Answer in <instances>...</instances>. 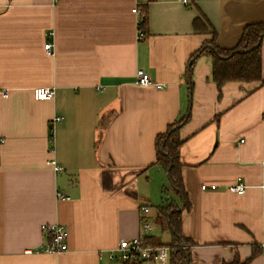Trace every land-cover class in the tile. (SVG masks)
I'll list each match as a JSON object with an SVG mask.
<instances>
[{
  "label": "crops",
  "instance_id": "obj_1",
  "mask_svg": "<svg viewBox=\"0 0 264 264\" xmlns=\"http://www.w3.org/2000/svg\"><path fill=\"white\" fill-rule=\"evenodd\" d=\"M256 21L264 0H0V264H119L110 254L142 233L146 206L156 225L147 237L160 242L159 207L183 203L168 191L156 137L186 114L188 264H264V81L220 88L212 57L192 59L212 39L236 46ZM262 67L264 78V41ZM139 69L156 84H138ZM38 86L54 97L36 99ZM238 182L244 193L228 189ZM54 222L67 226L69 249L37 251Z\"/></svg>",
  "mask_w": 264,
  "mask_h": 264
},
{
  "label": "trees",
  "instance_id": "obj_2",
  "mask_svg": "<svg viewBox=\"0 0 264 264\" xmlns=\"http://www.w3.org/2000/svg\"><path fill=\"white\" fill-rule=\"evenodd\" d=\"M194 26L196 30L205 29L200 18L194 20ZM138 29L142 30L146 35L148 34V4L141 5ZM263 41L264 21L252 22L245 26L242 36L236 46L232 48H221L217 46L214 39H212L208 44L205 43L200 50L192 56V59L202 53H207L212 57V78L220 88L228 81H264L262 67ZM189 117L190 115L186 114L183 118L171 124L165 132L158 134L156 137L157 162L166 171L170 187L181 197L184 209H188L190 205L182 176L180 147L183 140L180 137L179 130ZM173 127H176V129L170 131ZM49 139L50 142L53 143V126L49 127ZM179 208L180 205L176 201L159 207L160 218H158V221L161 220L165 222L170 228L172 232L171 242L157 243L150 236L145 238V242L152 246H168L170 248V256L167 264H188L190 261L189 248L193 242L183 234V211L179 210ZM183 244L186 245V247H184ZM186 251L189 253V261L185 254ZM119 264H142V262H121Z\"/></svg>",
  "mask_w": 264,
  "mask_h": 264
},
{
  "label": "built area",
  "instance_id": "obj_3",
  "mask_svg": "<svg viewBox=\"0 0 264 264\" xmlns=\"http://www.w3.org/2000/svg\"><path fill=\"white\" fill-rule=\"evenodd\" d=\"M188 0H184L187 2ZM138 13L140 14V9L138 6ZM146 34L139 30V38H144ZM53 48V42L48 41L45 43V50L51 53ZM137 83L140 85H154L156 84L151 76L144 70L139 69L137 71ZM34 97L38 100H49L55 95V88L50 86H38L34 88ZM0 93L6 94L5 90H0ZM60 119V116L56 117L55 120ZM54 168L59 170L61 166L53 161ZM219 185L217 183H202V190H217ZM247 185L244 182L234 183L228 186V189L237 192L244 193ZM61 198H69L68 195L58 193ZM0 207V216H1ZM150 208L142 207V220L141 228L142 233L132 238H121L117 247L111 252L110 257L116 259L118 262H137L144 260H157L163 264H167L170 256V248L168 246H152L145 242V238L149 235L151 231L156 228L154 221L150 216ZM42 229L46 234L47 243L46 245L40 247L37 251L47 252V253H61L69 249L68 245V235L69 231L67 226L54 222L45 223L42 225ZM26 253H32L34 250L27 249ZM262 258L264 259V249L262 251Z\"/></svg>",
  "mask_w": 264,
  "mask_h": 264
},
{
  "label": "rangeland",
  "instance_id": "obj_4",
  "mask_svg": "<svg viewBox=\"0 0 264 264\" xmlns=\"http://www.w3.org/2000/svg\"><path fill=\"white\" fill-rule=\"evenodd\" d=\"M168 191L170 194H172L173 192V189L171 187H168ZM159 222V229L161 231V235H159L157 238L158 240H160L161 243H169L170 240H169V236H170V232L169 230H167L166 226H162L163 224H165L164 222L162 221H158Z\"/></svg>",
  "mask_w": 264,
  "mask_h": 264
},
{
  "label": "water",
  "instance_id": "obj_5",
  "mask_svg": "<svg viewBox=\"0 0 264 264\" xmlns=\"http://www.w3.org/2000/svg\"><path fill=\"white\" fill-rule=\"evenodd\" d=\"M175 129H176V127H173L170 131H173V130H175ZM183 209H184V205H182V206L180 207V210H181V211H182ZM183 246L186 247V245H184V244H183ZM185 254H186V257H187V259H188V261H189V253H188V251H186Z\"/></svg>",
  "mask_w": 264,
  "mask_h": 264
}]
</instances>
